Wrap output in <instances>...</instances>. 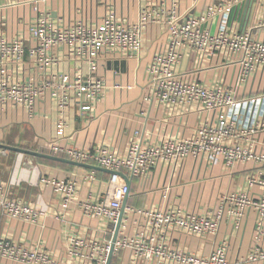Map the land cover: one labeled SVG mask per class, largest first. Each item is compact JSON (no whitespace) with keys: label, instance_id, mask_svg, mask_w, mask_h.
Wrapping results in <instances>:
<instances>
[{"label":"built area","instance_id":"obj_1","mask_svg":"<svg viewBox=\"0 0 264 264\" xmlns=\"http://www.w3.org/2000/svg\"><path fill=\"white\" fill-rule=\"evenodd\" d=\"M54 0H0V110L24 108L30 117L37 112V103L46 98L58 111L57 135L63 136L67 126V110L77 104L82 109L103 98L106 80L98 74L103 55L110 58L134 59L142 50L143 37L153 23L166 24L168 40L147 67L145 99L156 101L166 116L182 118L195 114L197 122L189 136L166 134L159 143L143 141L137 129L122 152L107 144L91 149L61 145L51 141L47 149L53 155L75 162L93 164L124 173L139 183H145L159 163L178 170L189 157L202 159L212 166L234 168L252 163L257 168L246 175L247 186L221 195L219 205L210 213H195L180 207H140L126 205L125 213L139 214V223L132 235H119L114 243L113 257L122 250L130 251V264H233L223 243L210 255L191 254L172 248L169 238L174 233L214 236L224 215L239 223L246 211L257 212L256 245L243 262L264 261V86L253 91L252 77H264V16L252 29L241 30L240 24L250 0H221L209 4L198 16L181 13V0L147 2L138 17L128 22L109 9L100 21L83 19L65 22L55 17L50 8ZM19 16L15 31L8 33V12L26 11ZM235 10V20L229 23ZM217 17L225 18V26L211 33L206 24ZM222 21V20H221ZM254 30V32H253ZM194 53L198 65L218 62L212 83L207 85L184 70V57ZM64 61L77 63L71 70ZM27 63L32 75L13 77ZM189 70V66H187ZM37 73L40 77H37ZM262 83V81H261ZM115 87H121L116 84ZM7 155L0 149V157ZM96 173L86 178L94 181ZM41 183L61 196L64 205L77 198L81 183L76 179L43 177ZM258 187L257 193L252 188ZM171 186H165V198ZM131 186L121 174L111 176L108 193L101 198L90 196L77 204L83 213L116 225L124 200ZM0 212L8 218L35 221L41 215L33 205L15 197L8 186L0 183ZM113 234V233H112ZM113 239L105 236L94 242L71 237L68 252L83 257L82 264H107ZM88 248L90 252L83 253ZM113 259V258H112ZM58 264L47 251L28 247L7 237H0V264ZM112 264V261H111Z\"/></svg>","mask_w":264,"mask_h":264},{"label":"crops","instance_id":"obj_2","mask_svg":"<svg viewBox=\"0 0 264 264\" xmlns=\"http://www.w3.org/2000/svg\"><path fill=\"white\" fill-rule=\"evenodd\" d=\"M64 1L54 0L50 3V8L52 7L55 17L61 16L67 23L74 19L100 21L105 15L104 13L99 17L90 18L89 15L85 17L82 12L76 10L77 7H82L81 1ZM216 1L218 0H181L180 11L185 15L198 16L209 4ZM146 2L139 0L136 7H130L128 10L124 8V11L113 9L122 19L133 22L138 17L140 7ZM235 14L234 10L230 16V24L235 20ZM22 15L28 20L30 8L25 12L20 10L8 12L10 25L8 33L16 30L18 18ZM262 15L264 0H250L246 5L240 29H252L255 26L254 22L262 18ZM225 21V18L217 17L208 22L206 27L211 33H216L225 26ZM256 35L264 38V31L257 32ZM167 40V25L153 23L144 33L142 50L137 58L121 59L103 55L98 70V74L107 82L103 98L89 109H82L79 105L73 104L67 110V126L61 137L57 135L58 111L51 99L46 98L37 103V114L34 117H30L21 107L0 110V143L46 154H52L47 145L53 140L61 145H75L81 149L107 144L122 152L137 129L141 130L143 141L147 143H159L168 133L189 136L197 122L195 114L185 118H182L180 113L166 116L165 110L156 101L145 99L148 92V64L157 52L165 48ZM192 54L194 53L190 51L185 54L184 70L209 85L217 72L219 61L214 58L207 65H198L193 62L195 55L190 57ZM64 63L65 69L71 71L77 64L74 61ZM32 71V65L27 63L19 71H14L13 77L26 78L32 75ZM261 74L252 77L249 83V87L253 85L255 92L263 89L264 77L261 79ZM37 77L39 78L40 74L37 73ZM116 84H120L121 87H115ZM261 140L264 142V137ZM260 146L259 150L264 152V145ZM256 168L252 163L239 164L234 168L212 166L207 161L192 156L176 171L168 165L159 163L145 183H139L126 175L131 181L127 205L136 208L170 206L180 207L188 212L210 213L218 207L222 194L244 189L247 186L246 175L255 173ZM89 171L96 173L94 181L86 178ZM111 176L112 174L107 172L26 152L7 150V155L0 157V183L8 186L15 197L36 207L41 211V215L35 221H29L11 219L0 212V237H7L28 247L47 251L54 256L58 264H82L84 262L82 256L73 257L68 252L71 237L75 236L89 242L103 239L105 236L113 239L116 225L86 216L77 203L90 196L101 198L108 193ZM43 177L78 180L81 188L77 198L64 205L58 193L41 183ZM167 184L171 189L165 198ZM258 190V187H253L251 192L257 193ZM124 215L119 235H132L139 223L145 222L144 217L139 214ZM256 223L257 212L254 210L246 211L239 223L225 214L216 235L200 237L179 232L169 238V244L172 248L191 254L208 256L225 243L227 257L231 263L264 264L262 260L256 263L243 262L256 245ZM88 252H90L88 248L83 251ZM130 260V251L122 250L113 257L112 264H130ZM138 264L143 262L139 261Z\"/></svg>","mask_w":264,"mask_h":264},{"label":"water","instance_id":"obj_3","mask_svg":"<svg viewBox=\"0 0 264 264\" xmlns=\"http://www.w3.org/2000/svg\"><path fill=\"white\" fill-rule=\"evenodd\" d=\"M0 148L6 149V150L18 151V152H26V153H30V154H33V155H37L39 157H43V158H47V159H51V160H55V161H59V162H63V163H69V164H72V165L84 167V168L95 170V171L107 172V173H110L112 175L113 174H121L125 178L126 182L129 185L131 184L130 179L125 174L119 173V172H116V171H113V170H110V169H107V168H103V167H100V166H97V165L79 163V162H75V161H72L70 159H67L65 157L56 156V155H52V154L41 153V152H34V151L24 150V149H21V148H18V147H12V146L4 145V144H1V143H0ZM128 197H129V194L126 196V198L124 200V203H123V207H122V209L120 211V216H119L118 222L116 224V230H115V234H114V237H113L112 249H111V253H110V256H109L107 264H111V261H112V258H113L114 243L117 240V237H118V234H119V231H120V227H121V224H122V220H123V218L125 216L124 213H125V207H126L127 202H128Z\"/></svg>","mask_w":264,"mask_h":264},{"label":"rangeland","instance_id":"obj_4","mask_svg":"<svg viewBox=\"0 0 264 264\" xmlns=\"http://www.w3.org/2000/svg\"><path fill=\"white\" fill-rule=\"evenodd\" d=\"M67 1H69V0H67ZM71 1L77 2L78 0H71ZM79 1H81L82 7H80V8L77 7L76 10L78 12H82L85 17H88V15H89L90 18H92V16L99 17V16L103 15L104 13L106 14V12L111 8H115L118 11L120 9L124 11V8L128 10V9H130V7L131 8H134V6L136 7L137 4L139 3V0H79ZM144 1H147L149 3H156V2H159L161 0H149V1L144 0ZM218 1H216V2H218ZM66 3H68V2H66ZM262 16H264V15H262ZM258 20L255 21L254 24H256L258 22Z\"/></svg>","mask_w":264,"mask_h":264}]
</instances>
